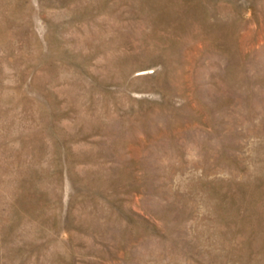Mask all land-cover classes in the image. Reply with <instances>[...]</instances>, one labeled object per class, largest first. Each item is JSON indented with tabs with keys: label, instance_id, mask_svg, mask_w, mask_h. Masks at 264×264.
I'll return each mask as SVG.
<instances>
[{
	"label": "rangeland",
	"instance_id": "obj_1",
	"mask_svg": "<svg viewBox=\"0 0 264 264\" xmlns=\"http://www.w3.org/2000/svg\"><path fill=\"white\" fill-rule=\"evenodd\" d=\"M0 264H264V0H0Z\"/></svg>",
	"mask_w": 264,
	"mask_h": 264
}]
</instances>
